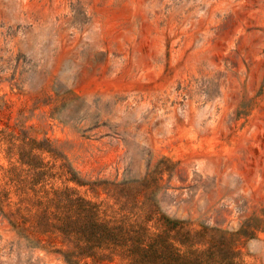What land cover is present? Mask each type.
I'll list each match as a JSON object with an SVG mask.
<instances>
[{
    "label": "rangeland",
    "instance_id": "374dc122",
    "mask_svg": "<svg viewBox=\"0 0 264 264\" xmlns=\"http://www.w3.org/2000/svg\"><path fill=\"white\" fill-rule=\"evenodd\" d=\"M66 187L264 264V0H0V264H118L65 261Z\"/></svg>",
    "mask_w": 264,
    "mask_h": 264
},
{
    "label": "trees",
    "instance_id": "16d2710c",
    "mask_svg": "<svg viewBox=\"0 0 264 264\" xmlns=\"http://www.w3.org/2000/svg\"><path fill=\"white\" fill-rule=\"evenodd\" d=\"M52 193L48 203L56 212L51 225L78 250L76 254L63 253L68 263L74 256H82L94 262L118 258V264H243L233 238L205 240L207 228L192 230L183 220L162 216L154 223L156 230L151 231L148 219L108 214L100 203L77 195L71 188Z\"/></svg>",
    "mask_w": 264,
    "mask_h": 264
}]
</instances>
